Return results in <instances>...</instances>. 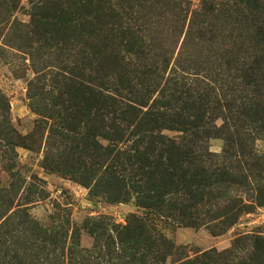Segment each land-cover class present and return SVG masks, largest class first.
<instances>
[{"label": "rangeland", "instance_id": "374dc122", "mask_svg": "<svg viewBox=\"0 0 264 264\" xmlns=\"http://www.w3.org/2000/svg\"><path fill=\"white\" fill-rule=\"evenodd\" d=\"M198 4L199 0H0V264L124 262L117 258L116 238L124 240L132 233L135 217L142 219L149 235L159 233L173 245L164 264H264L263 202L243 208L232 224L217 232L220 218H213L223 214L226 206H238V200L251 192L239 185L225 187L223 174L217 175L216 188L192 190L201 200L186 213L196 217L198 225L182 226L173 217L158 218L139 205V200L153 201L144 195L154 196L160 190L158 169L144 167V161L141 169L135 166L137 171L127 164L115 168L118 162L140 159V153L117 154L116 149L125 144L124 148L133 149L141 136L135 134L138 125L131 121L117 146L111 140L113 107H106L96 95L100 56L95 33L103 14L107 27L114 28L111 35L121 44V56L125 45L157 51V57L161 49H167L169 63L179 54L180 59L190 58L186 63L198 65L178 74L198 82L200 97L213 87L220 94L235 89L238 81L223 67L220 55L226 50L224 39L215 36L210 43L200 41L193 29L184 35L189 19L224 24L221 14L216 19L193 14ZM226 5L221 1L216 7L226 9ZM130 56L125 54L123 60ZM170 66L161 72L147 105L152 102L171 110L176 104L170 90L159 97L160 90H167L174 81L176 72ZM202 67L204 73L199 72ZM207 71L210 78L204 75ZM166 113L164 122L172 117ZM209 114L201 113V118L206 121ZM161 133L171 137L179 132L162 129ZM253 135L254 148L261 152L264 135L258 130ZM205 143L215 153L222 146L219 138ZM194 177L203 176L198 171ZM214 177L205 179L213 183ZM236 179L240 182L241 177ZM145 182L153 191L139 193L138 189H146ZM211 189L213 198L206 192ZM178 200L182 203L175 206L186 203L179 196ZM24 210L40 229L1 224L10 214L18 216ZM139 247L142 253L146 251L142 243Z\"/></svg>", "mask_w": 264, "mask_h": 264}, {"label": "trees", "instance_id": "16d2710c", "mask_svg": "<svg viewBox=\"0 0 264 264\" xmlns=\"http://www.w3.org/2000/svg\"><path fill=\"white\" fill-rule=\"evenodd\" d=\"M199 1L200 4L193 14H206L214 19L221 14L224 24L216 26L207 24L206 21L199 24L189 19L184 35L190 34L193 29L200 41L210 43L215 36L223 38L221 42H225L226 50L220 53L223 58L222 66L234 74L235 80L238 81L235 82V87H241L240 90L228 88L229 90L220 94V91L213 87L212 90L210 88L209 94L200 97L197 91L200 87H196L198 82L187 81L186 75L178 74V71L183 74L186 69L196 68L198 65L186 63L190 58L180 59V55L177 54L170 66L175 70L172 71L176 72L172 77L174 78L171 82L172 87L167 85V90L161 89L159 92V97H164L170 90L169 95L176 104L171 110L166 106L156 107L157 105L152 102L147 105L153 87L162 77L161 72L171 65L169 51L161 49L162 53L157 57V51L150 52L141 46L132 48L125 45L122 49L126 52L121 56V44L117 41V36L111 35L114 28L107 27L103 21L106 15L103 14L97 22L95 33L97 53L100 56L96 70L98 80L96 95L106 107L110 105L113 107L111 113L115 121V133L111 140L115 144L122 143L121 137L125 127H128L131 121L138 125L135 134L141 137L135 140V147L124 148L125 143L123 147H117V144L116 153L132 151L140 153V159L118 162L115 168L127 164L132 170L137 171L141 169L144 161V167L152 171L158 169L160 190L157 189L154 196L144 195L149 200L153 199L152 202L138 201L142 208L151 210V213L149 211L151 215L158 218L173 217L175 223L182 226L198 225L196 217L186 213L189 211L187 208H193L194 204L201 200V197L192 190L194 187L216 188L217 184L214 183L220 180L217 178L218 174L227 177L225 180L221 178L225 187L233 188L239 185L238 187L250 189L251 194H247L245 199L240 198L238 206H226L223 214L213 218V220L220 218V228L217 232H221L223 227L236 220L243 208L251 206V203H264V178L261 177L264 174V148L257 152L253 145L255 130L264 135V0ZM221 1L227 4L226 9L216 7ZM125 54L131 55L127 61L123 60ZM200 71L204 73V67L199 69ZM199 72L194 73L199 75L201 74ZM204 75L210 78L209 71ZM176 76L178 80L175 79ZM194 100L197 101V107ZM207 102H210L208 106ZM199 109L202 110L198 111ZM166 112H170L169 115L172 117L164 122ZM204 112L210 113L206 121L201 118V113ZM216 119H220L218 125L215 124ZM162 129L179 133L169 137L161 133ZM210 138L221 139L222 146L218 153L208 151L205 142ZM198 171L201 172L202 178L194 177ZM207 175L215 176L213 183L206 181ZM237 177H241L240 182H237ZM145 188L137 191L139 193L153 191L148 182H145ZM212 191V189L206 191L210 194L209 198L215 197L212 196ZM178 196L186 201L183 206H175L176 202L182 203ZM190 198L192 201L189 202ZM174 212L175 214H166ZM12 218L16 222L10 220ZM135 220L137 224L131 225L133 230L132 233L129 232L130 235L124 240L116 238L117 258L124 262L115 264H164L166 256L173 252V245L159 233L155 236L149 235L142 219L135 217ZM6 223L18 228L33 230L41 228L39 223L29 218L25 210L18 216L10 214L7 221L1 222ZM215 226L217 225H210L209 228ZM140 237L145 241L139 240ZM140 243L146 250L143 253L139 247ZM136 253L139 254L138 258ZM258 254H261L260 249ZM177 264H226V262L186 261ZM247 264L255 263L249 261Z\"/></svg>", "mask_w": 264, "mask_h": 264}]
</instances>
